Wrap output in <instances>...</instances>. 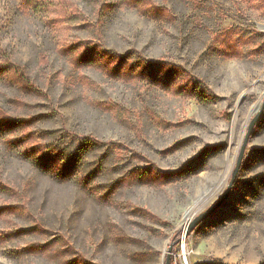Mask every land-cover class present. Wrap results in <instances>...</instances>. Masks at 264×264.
Wrapping results in <instances>:
<instances>
[{"label": "rangeland", "instance_id": "1", "mask_svg": "<svg viewBox=\"0 0 264 264\" xmlns=\"http://www.w3.org/2000/svg\"><path fill=\"white\" fill-rule=\"evenodd\" d=\"M263 98L264 0H0V264H264Z\"/></svg>", "mask_w": 264, "mask_h": 264}, {"label": "trees", "instance_id": "2", "mask_svg": "<svg viewBox=\"0 0 264 264\" xmlns=\"http://www.w3.org/2000/svg\"><path fill=\"white\" fill-rule=\"evenodd\" d=\"M35 3H32L34 5ZM96 56V55H95ZM100 57V56H99ZM94 61V57H92L89 53H82L75 55V58L73 59V64H87ZM14 72V75L16 76L19 83L27 90L35 91V92H41V90L33 83V81L30 79V76L25 71V69L17 64H14L11 66ZM47 95V93H44ZM31 121V118L29 119H19L18 117H10L8 115H5V113L0 110V130L2 129H12L14 126L19 125L20 123H27ZM14 142V140H12ZM98 142V141H95ZM38 158L41 164L45 165L48 162L55 163L58 174L63 180H68L71 177H73L76 174V164L77 159L74 156H59L56 154V152L52 153H46V152H39ZM175 239V238H174Z\"/></svg>", "mask_w": 264, "mask_h": 264}, {"label": "water", "instance_id": "3", "mask_svg": "<svg viewBox=\"0 0 264 264\" xmlns=\"http://www.w3.org/2000/svg\"><path fill=\"white\" fill-rule=\"evenodd\" d=\"M263 108H264V98L262 99L257 111L253 114V116L249 120V123L247 125L246 131H245L243 139H242V142H241L240 147H239V151H238V154H237V157H236V160H235V165H234V167H233V169L231 171L230 179H229V181H228L223 193L220 195V197L214 203H212L211 205H209L205 209L199 211L197 214L193 213L190 216V218L187 220V222L185 223V226H184L185 227L184 228L185 234L190 232V231H192L208 215H210L214 210H216V208L219 205H221L222 202L225 200V198L228 196V193H229V191L231 189V186L233 184V181L235 179L237 171H238V169L240 167L241 158H242L245 146L247 145V141H248L250 132H251V130H252L257 118L259 117L261 111L263 110ZM179 240H180V238L172 240L168 244L166 252L163 254V264H169V256H170L171 248H172L173 244H175Z\"/></svg>", "mask_w": 264, "mask_h": 264}, {"label": "built area", "instance_id": "4", "mask_svg": "<svg viewBox=\"0 0 264 264\" xmlns=\"http://www.w3.org/2000/svg\"><path fill=\"white\" fill-rule=\"evenodd\" d=\"M183 239L180 238L179 247L176 248L175 251H170L169 256V264H185L184 256H183V247L184 243L182 242Z\"/></svg>", "mask_w": 264, "mask_h": 264}, {"label": "bare ground", "instance_id": "5", "mask_svg": "<svg viewBox=\"0 0 264 264\" xmlns=\"http://www.w3.org/2000/svg\"><path fill=\"white\" fill-rule=\"evenodd\" d=\"M190 212H192L191 211V209L188 211V213L186 214V216H185V219L186 220H188L190 217L188 216V214L190 213ZM192 215V214H191ZM190 215V216H191ZM189 217V218H188ZM187 222V221H186ZM183 250V252H184V254H186V251L184 250V249H182ZM184 260H185V264H188V262H187V259H186V256H184Z\"/></svg>", "mask_w": 264, "mask_h": 264}]
</instances>
